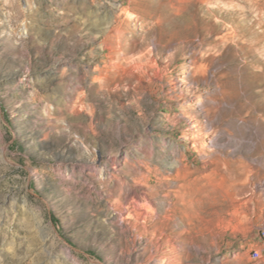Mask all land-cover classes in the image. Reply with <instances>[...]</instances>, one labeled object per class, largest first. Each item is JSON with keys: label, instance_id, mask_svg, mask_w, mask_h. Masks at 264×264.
I'll return each instance as SVG.
<instances>
[{"label": "rangeland", "instance_id": "1", "mask_svg": "<svg viewBox=\"0 0 264 264\" xmlns=\"http://www.w3.org/2000/svg\"><path fill=\"white\" fill-rule=\"evenodd\" d=\"M260 230L264 0H0V264H264Z\"/></svg>", "mask_w": 264, "mask_h": 264}, {"label": "built area", "instance_id": "2", "mask_svg": "<svg viewBox=\"0 0 264 264\" xmlns=\"http://www.w3.org/2000/svg\"><path fill=\"white\" fill-rule=\"evenodd\" d=\"M261 234H260V243H259V251L260 254H264V230H260Z\"/></svg>", "mask_w": 264, "mask_h": 264}, {"label": "bare ground", "instance_id": "3", "mask_svg": "<svg viewBox=\"0 0 264 264\" xmlns=\"http://www.w3.org/2000/svg\"><path fill=\"white\" fill-rule=\"evenodd\" d=\"M114 199H115V200H118L116 197H114ZM260 255H261V254H260V251H259V250H256V251L254 252V257H255V258H258Z\"/></svg>", "mask_w": 264, "mask_h": 264}]
</instances>
